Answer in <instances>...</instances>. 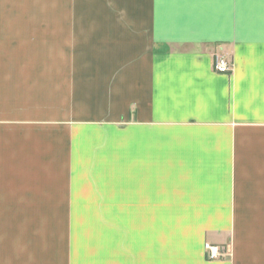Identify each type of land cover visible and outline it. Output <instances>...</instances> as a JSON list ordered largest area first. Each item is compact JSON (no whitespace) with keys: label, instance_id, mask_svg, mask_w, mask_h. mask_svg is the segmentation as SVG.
<instances>
[{"label":"crops","instance_id":"1","mask_svg":"<svg viewBox=\"0 0 264 264\" xmlns=\"http://www.w3.org/2000/svg\"><path fill=\"white\" fill-rule=\"evenodd\" d=\"M65 210L103 212L101 264H264V0L0 9V211ZM57 224L0 264H79Z\"/></svg>","mask_w":264,"mask_h":264},{"label":"rangeland","instance_id":"2","mask_svg":"<svg viewBox=\"0 0 264 264\" xmlns=\"http://www.w3.org/2000/svg\"><path fill=\"white\" fill-rule=\"evenodd\" d=\"M7 0L0 2V9L22 10L25 12L50 13L60 11H85L90 0ZM62 2V3H61ZM28 220H54L57 224L55 231L61 232L65 238L68 259L71 254L81 264L85 258L86 264H101V240L103 212L99 210L76 211H0V255L5 252H15L18 248L22 233L20 225ZM17 220V221H14ZM13 225V226H12ZM38 236L37 233H34ZM56 242L58 238L47 239ZM62 248V252H64ZM10 253H8L9 255Z\"/></svg>","mask_w":264,"mask_h":264},{"label":"built area","instance_id":"3","mask_svg":"<svg viewBox=\"0 0 264 264\" xmlns=\"http://www.w3.org/2000/svg\"><path fill=\"white\" fill-rule=\"evenodd\" d=\"M212 68L218 73H230L232 70V63L223 56H214ZM204 255L207 260H219L226 256L227 248L224 245H217L211 243H204Z\"/></svg>","mask_w":264,"mask_h":264}]
</instances>
